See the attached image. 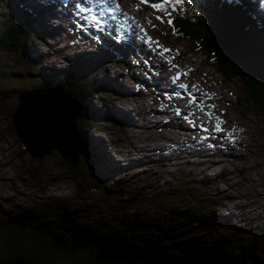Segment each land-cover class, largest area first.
<instances>
[{"label":"rangeland","instance_id":"1","mask_svg":"<svg viewBox=\"0 0 264 264\" xmlns=\"http://www.w3.org/2000/svg\"><path fill=\"white\" fill-rule=\"evenodd\" d=\"M51 2L0 0V31L11 15L23 16L27 10L35 18L25 54L23 50L0 52V92L10 95L0 96V218H21L27 231L49 226L64 236L78 226L90 232L89 226L98 224L103 226L99 234L104 238L121 235V242L135 244L137 251L149 242L163 250L173 236L175 241L198 247L219 246L220 256L230 263L254 240L253 257L244 264H264V121L260 115H244L236 101L242 95L240 83L221 80L203 53L190 50L185 40L175 41L167 18L154 11V1L112 4L122 3L131 13L134 4L142 8L138 13L143 34L134 28L139 36L132 40L115 34L118 28L114 27L110 36L116 40L109 38L105 29L111 30L110 25L103 28L91 22V16L73 19V6L65 0L52 6L58 19L45 16ZM239 4L254 18L253 25L260 22L259 35L264 38L263 12L251 7V0ZM101 6L96 5L97 12ZM249 29L254 30L250 25ZM39 32H44L42 39L35 37ZM147 51L169 64L178 60L182 66L170 69L163 62L161 68L158 56H147ZM38 56L52 71L74 63L83 79L103 85L102 93L87 104L96 118L105 115L106 120L76 122L71 134L82 141L77 130L85 132L89 149L100 159V178L93 179L84 154L78 157L74 175L80 184L89 186L86 191L78 189L57 149L35 158L15 132L11 112L18 104L17 96L40 90L34 89L41 84L38 71L29 64ZM98 62L103 71L95 69ZM190 63L188 75L183 66L188 68ZM173 72H181L182 79L174 82ZM158 79L163 81L158 83ZM191 80L210 86L214 95L209 88L188 85ZM167 86L170 90H165ZM197 89L195 101L189 103ZM197 100L206 101L198 104ZM194 107L201 116L194 115L198 111ZM172 120L188 134L192 132L191 137L175 139ZM96 141L104 144L102 153L93 147ZM161 144L170 149L159 151ZM80 150L84 148H75ZM64 206L69 209L63 211ZM57 216L65 218L64 226L56 225ZM162 234L165 239L158 240ZM2 257L0 253V264Z\"/></svg>","mask_w":264,"mask_h":264},{"label":"trees","instance_id":"2","mask_svg":"<svg viewBox=\"0 0 264 264\" xmlns=\"http://www.w3.org/2000/svg\"><path fill=\"white\" fill-rule=\"evenodd\" d=\"M154 3L162 5L161 9H155L162 14L161 17L167 18V23L171 19L172 23L168 25L175 35V41L185 40L190 50L195 49L203 53L208 65L214 68V73L221 76V80H237L242 95L236 96V101L242 106V110L244 109V115H260L264 121V38L260 37L262 34L259 35L262 33L260 22L256 21L253 25L251 20L254 18L250 13L244 11L242 4L233 3L231 0H191L190 6H173L165 3V0H156ZM165 12H171L172 15L169 17ZM22 15H11L3 21L0 52L23 50L22 53L25 54L23 48L31 37L30 27L35 18L27 10ZM249 25L254 28L253 31L249 29ZM43 34L44 32H39L35 37L42 39ZM113 56L120 57L116 53ZM39 58L38 56L29 61L30 66L38 71L41 82L40 85L34 86V89L58 88L76 102L78 107L80 105L81 110L74 122L75 126L76 122L96 123L106 120L105 115L101 116V119L96 118L90 111V104H87L92 96L102 93L103 85L83 79V72L74 63L52 71L46 64H41ZM95 69L103 71L100 62L96 64ZM63 118L65 119V116ZM77 131L87 145L96 168H99L100 159L95 156L94 149H89L85 132L79 129ZM64 162L78 189L82 192L89 189V186L76 181L75 168L69 160ZM99 178L97 172V179ZM68 209V206L62 208L63 211ZM55 222L57 226H64L65 218L57 216ZM24 226V220L21 218H0V253L3 255L1 264H82L102 249L122 251L158 262L244 264L249 257H253L255 244L253 240V244L230 263L220 256L219 246L198 247L195 244L175 241L173 236L168 238L169 244L163 250L149 242L137 251L135 244L125 246L121 242V235L104 238L99 234L103 226L98 224H91L90 232L78 226L67 236L59 234L49 226L31 231H27ZM163 239L165 235L162 234L158 240Z\"/></svg>","mask_w":264,"mask_h":264},{"label":"water","instance_id":"3","mask_svg":"<svg viewBox=\"0 0 264 264\" xmlns=\"http://www.w3.org/2000/svg\"><path fill=\"white\" fill-rule=\"evenodd\" d=\"M0 96L9 97V94L0 92ZM18 104L11 112V119L17 136L35 158L49 155L57 149L62 158L69 160L74 168L78 157L84 154L92 178L97 177V168L86 146L81 140L72 137L76 131L75 120L80 114L81 106L67 95L56 89L35 90L21 93L17 96ZM68 111V112H67ZM69 117H66L68 116ZM65 116V119L63 118ZM81 138V135L79 134ZM82 139V138H81ZM84 141V140H83ZM69 144L67 145V143ZM84 150L78 152L75 148ZM75 153V155H74ZM89 155V156H88ZM90 157V158H89ZM26 264V263H25ZM82 264H212L208 262L170 263L146 260L139 256L122 251L102 249L93 258Z\"/></svg>","mask_w":264,"mask_h":264},{"label":"bare ground","instance_id":"4","mask_svg":"<svg viewBox=\"0 0 264 264\" xmlns=\"http://www.w3.org/2000/svg\"><path fill=\"white\" fill-rule=\"evenodd\" d=\"M62 0H52V2L50 3V6L48 7V9H47V12L46 13H44V15L46 16V15H50V16H52L53 18H54V20L55 19H58L59 18V16H58V13L56 12V10L54 9V8H52V6L54 5V4H56V5H58V4H60V2H61ZM68 1V3H69V5L70 6H73V5H75V3H77V2H79V3H86L88 0H67ZM252 1V4L254 3V0H251ZM64 2V1H63ZM115 2H117V3H119V0H117V1H115ZM30 4H31V6L32 7H34V8H38V5H36V3H34V1H30L29 2ZM95 4V3H94ZM119 10H123V14H126V12H127V10L123 7V5H122V3H120L119 4ZM67 7V6H66ZM111 7H113V9H115L116 8V6H112L111 5ZM251 7H252V5H251ZM101 8H104V7H101ZM101 8H99V9H101ZM255 8H257L256 6H255ZM64 9V8H63ZM262 9H263V11H264V3L262 4ZM38 10V9H37ZM63 11V10H62ZM97 11V10H96ZM257 11H258V8H257ZM38 12H42V10H38ZM99 12V11H98ZM123 14H119L118 15V13L116 12V11H105V13H104V17H105V23H103L101 26L103 27V28H105L106 27V25L107 24H109L110 25V31H112V27H114V28H118L119 26H120V24L118 23V21H117V17H119V16H122ZM85 16H91V17H93V16H95L96 18L98 17V13H91V12H89V11H85L84 13H82L81 14V18H84ZM113 16H115L116 17V19H112V17ZM133 17V20L134 21H136L137 20V17L136 16H132ZM65 20V19H64ZM90 20V19H89ZM91 20H95V19H91ZM110 20H111V22H110ZM86 23V22H85ZM100 31V30H99ZM102 31V30H101ZM138 33H140V35H142L143 34V32H142V30L141 29H138ZM113 34V33H112ZM130 34H133V35H136V36H139V35H137L136 34V31H135V29H132V31L130 32ZM147 34V33H146ZM145 34V35H146ZM141 37V36H140ZM142 43V42H141ZM143 44V43H142ZM139 45V44H138ZM126 46V45H125ZM151 46V45H150ZM160 50H162V48L160 49ZM181 51V50H180ZM130 52V51H129ZM183 53H184V51H183ZM147 56H149V55H151V54H153V55H156V56H158V58L161 60L160 62L158 61V60H156L155 58H153V59H155L156 61H157V65H160L161 64V66L163 65V62H165L166 63V61H164L163 60V58H161L159 55H157L156 53H150V52H146L145 53ZM178 57V56H177ZM165 58V57H164ZM152 59V60H153ZM169 61V60H168ZM174 61H175V64H169V63H166V65L167 66H171V67H169L170 69H174L175 68V66L176 65H181L182 66V64L180 63V62H178V60L176 61L175 59H174ZM153 63V62H152ZM190 65H193V64H188V68H187V66H183V68H184V70L183 71H186L187 72V74L189 75V73H190ZM166 66V67H167ZM165 67V68H166ZM161 68H163V66L161 67ZM197 72V71H196ZM177 73H180V75H179V77L177 78V79H182V73L181 72H177ZM177 73H172V75H171V77H173V78H175L176 76H177ZM159 75H161L160 74V72L158 73ZM182 74V75H181ZM208 75V74H207ZM162 76V78L164 77L163 75H161ZM165 76H167V75H165ZM168 76L170 77V74H168ZM158 83H160V81H163L162 79H158ZM150 82H152L153 83V85L154 86H156V84L154 83V81L153 80H150ZM182 82H184V81H182ZM190 83L188 84V85H196V86H198L199 88H204V89H206V88H209L210 89V92H211V94L212 95H214L213 93H212V88H210V86H208V85H204V84H202L199 80H198V84H196L195 82L196 81H194V80H191V81H189ZM157 83V82H156ZM188 85H187V87H188ZM205 86H207V87H205ZM164 88V87H163ZM168 88H169V90H170V87H166V89L165 90H168ZM196 91H199V89H197V90H195V92H194V96H192V98L194 97H196L195 95H196ZM172 92V91H171ZM203 92H204V90H203ZM168 95H169V93H168ZM137 96V95H136ZM173 96H175L176 97V95L174 94ZM180 96H184V94H181ZM206 97L207 98H210V96H208V95H206ZM170 100V99H169ZM207 100V99H206ZM205 100V101H206ZM205 101H203V102H205ZM170 102H172V103H174V104H176V102H175V99L174 98H171V100H170ZM197 102H198V104L199 103H203V102H200V101H198L197 100ZM194 108H196V110H198L197 112H196V114H194L195 116H201L202 115V112H200L199 111V109L197 108V107H194ZM205 108V107H204ZM206 109V108H205ZM128 110V109H127ZM201 110V109H200ZM159 112H161V113H165V111L163 110V109H159ZM158 112H156L155 114H153L154 116L157 114ZM169 124H170V128H171V131H172V135H174L173 137L175 138V139H178V140H183L185 137H188V138H190L191 137V133L192 132H190L189 134L187 133V132H185L184 131V127L180 124V123H176L174 120H172V121H170L169 122ZM160 129H166L167 127H159ZM191 130L193 129V127L192 128H190ZM69 144V142L67 143V145ZM166 144H168V143H166ZM95 146H93L95 149H96V151L98 152V153H102L103 151L102 150H104V144L102 143V142H100V141H96L95 142V144H94ZM164 145L165 144H161V146H160V148H159V151H163L164 149L165 150H169L170 149V147H167V145H165V147H164ZM155 151V150H154ZM105 161V160H104ZM107 162V161H106ZM111 163V162H110ZM109 163V164H110Z\"/></svg>","mask_w":264,"mask_h":264},{"label":"snow or ice","instance_id":"5","mask_svg":"<svg viewBox=\"0 0 264 264\" xmlns=\"http://www.w3.org/2000/svg\"><path fill=\"white\" fill-rule=\"evenodd\" d=\"M88 2L89 3H95L97 5H104V8H101V9L98 10L100 16H103L105 11H118L119 10V5H117L115 9H113L111 7L112 4H115V0H88ZM231 2L239 4L240 0H231ZM165 3H170L173 6L174 5H181V4H188L190 6L191 5V0H165ZM74 7L76 9L80 10V11H91V9L82 8L81 4L79 2L75 3ZM152 7L159 10V9L162 8V5L154 3V4H152ZM173 10H175V8H173ZM182 10L183 9H181V11ZM165 15L170 17L172 15V13L171 12H165ZM91 18L92 19H96L95 16H93ZM112 19H116V17L113 16ZM157 19H162V18L157 16ZM168 23L169 24L172 23L171 19L168 20ZM149 40H150V38H149ZM164 51H169V50L168 49H164ZM179 75H180V73H177V76L175 78H173L174 82H175V79H177L179 77ZM178 86L180 88H186L187 87V85H185V84H179ZM177 95H179V94L177 93ZM194 101H195V98L193 97V99L190 100L189 103H193ZM217 130H219L218 127H217Z\"/></svg>","mask_w":264,"mask_h":264}]
</instances>
